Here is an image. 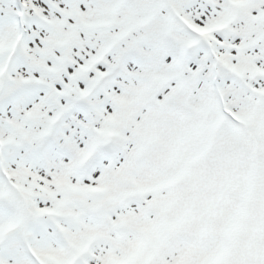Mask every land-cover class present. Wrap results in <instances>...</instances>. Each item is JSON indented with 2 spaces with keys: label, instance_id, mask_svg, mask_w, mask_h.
<instances>
[{
  "label": "snow or ice",
  "instance_id": "6c2138e0",
  "mask_svg": "<svg viewBox=\"0 0 264 264\" xmlns=\"http://www.w3.org/2000/svg\"><path fill=\"white\" fill-rule=\"evenodd\" d=\"M0 264H264V0H0Z\"/></svg>",
  "mask_w": 264,
  "mask_h": 264
}]
</instances>
